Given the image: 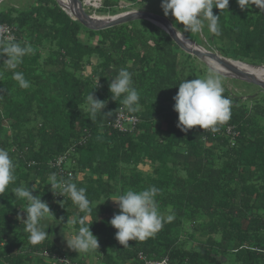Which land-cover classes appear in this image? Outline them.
<instances>
[{
	"label": "trees",
	"instance_id": "1",
	"mask_svg": "<svg viewBox=\"0 0 264 264\" xmlns=\"http://www.w3.org/2000/svg\"><path fill=\"white\" fill-rule=\"evenodd\" d=\"M121 1L138 0H102L101 12L128 10ZM5 3L0 24L13 28L12 41L30 44L33 51L15 70L3 63L6 54L0 56V148L16 165V180L0 195V264H144L140 253L167 264H264V97L224 86L233 105L230 120L215 132L199 126L181 131L173 97L179 82L202 75L193 59L203 62L164 29L137 19L95 30L57 0H30L24 7ZM213 13L220 15L222 34L206 33L208 44L220 42L217 49L224 48L226 56L231 49L235 57L264 64V10H242L229 0V10L214 7ZM122 67L133 73L140 93L136 112L128 111L122 97L111 98L109 84ZM13 71L22 72L30 87L20 88ZM91 91L106 101L102 111L111 116L83 111ZM119 113L136 117L131 132L113 127ZM226 125L239 131L234 145ZM62 156L66 160L57 166ZM53 173L86 188L90 214L67 194L51 191ZM35 184L33 195L48 203L63 229L75 235L82 219L92 222L98 249L69 251L50 236L30 244L21 222L28 202L11 192ZM150 186L161 190L156 200L166 222L153 237L123 247L109 223L120 211L111 198Z\"/></svg>",
	"mask_w": 264,
	"mask_h": 264
},
{
	"label": "clouds",
	"instance_id": "2",
	"mask_svg": "<svg viewBox=\"0 0 264 264\" xmlns=\"http://www.w3.org/2000/svg\"><path fill=\"white\" fill-rule=\"evenodd\" d=\"M242 10L255 5L259 10H264V0H237ZM222 12L229 10V0H161L163 14L175 18L177 24H182L184 33H201L205 28L213 37L222 34L220 25V15L213 13V8ZM95 10L96 8L92 7ZM183 33L175 32V37L179 38ZM5 36L0 32V56L6 54L7 59L3 61L10 70H15L22 62L23 58L32 53L30 44L11 41L4 43ZM133 73L128 67L120 68L115 78L109 84L111 98L117 101L122 97V104L129 112L139 110L140 93L134 87ZM12 78L23 89L30 87V82L24 74L13 71ZM98 84V80L96 86ZM95 86V87H96ZM178 92L173 97L174 110L178 112L177 127L181 131L187 132L193 126H199L204 130L215 132L218 125L225 124L231 118L232 100L224 95L222 77L215 67L210 66L203 77L187 80L186 78L178 83ZM94 87V88H95ZM87 111L96 116L104 114L111 116L112 112L102 111L106 106V101L96 98L92 91L86 97ZM15 163L10 152L5 148H0V195L6 193L9 185L16 180ZM51 191L54 194H65L71 199L79 211L90 214L92 211L91 201L86 195V188L77 187L76 183L58 179L55 173L49 177ZM36 184L31 188L20 186L12 190L16 199L26 200L28 203L22 207L26 211V219L21 222L25 226V231L29 234L30 244L39 245L48 238L46 229L50 224L47 220L55 219L48 203L38 195H33ZM59 190V191H57ZM160 189L150 186L140 191L128 190L118 198H111L117 202L120 209L118 214H114L109 223L117 229L115 238L123 247L129 246L130 240L143 241L153 237L163 227L166 222L161 215L156 197ZM102 203V202H101ZM97 206V205H96ZM19 218V217H18ZM173 219L172 215L167 217V222ZM81 227L71 238L65 236L69 248L80 252H89L99 248L98 239L90 230V224L80 221ZM88 264V263H87Z\"/></svg>",
	"mask_w": 264,
	"mask_h": 264
},
{
	"label": "water",
	"instance_id": "3",
	"mask_svg": "<svg viewBox=\"0 0 264 264\" xmlns=\"http://www.w3.org/2000/svg\"><path fill=\"white\" fill-rule=\"evenodd\" d=\"M1 1V0H0ZM58 1V0H57ZM71 7L66 9L64 4L60 1L58 3L64 7L66 12L74 16L75 19L79 20L84 26L90 29H104L108 27H112L121 23L134 21L137 19H147L158 25L162 29H164L174 40V42L185 52L190 55L195 56L202 62H204L208 67L212 66L211 60L219 64L222 68L215 67L221 75L227 76L232 79H239L245 81L247 83L254 84L260 87L264 91V78H258L254 73L248 72L242 68H240L236 63L247 64L240 60H235L230 57H226L217 51L207 49L196 42L189 39L184 34L176 38L175 32L182 33L177 30L172 21L158 13L149 12V11H141V10H129L121 13H117L109 16H98L96 14H91L87 12V3L84 0H69ZM256 66L258 68H264V65H251Z\"/></svg>",
	"mask_w": 264,
	"mask_h": 264
},
{
	"label": "rangeland",
	"instance_id": "4",
	"mask_svg": "<svg viewBox=\"0 0 264 264\" xmlns=\"http://www.w3.org/2000/svg\"><path fill=\"white\" fill-rule=\"evenodd\" d=\"M2 1H4V0H1L0 1V3L2 2ZM27 2L29 3L30 2V0H6V3H5V7H8V6H15V7H24V6H26L27 5ZM101 4H102V1H101ZM124 6H126L125 8L126 9H128V10H124V11H129V10H141V11H149V12H154V13H158V14H162V15H164L163 14V10H162V8H161V0H146V1H140V0H138V1H136V2H133V3H127V2H124V1H121V7H124ZM128 6H130V7H128ZM66 9H68L66 6H64ZM63 7V8H64ZM91 7H92V5H87V11L89 10V12L92 14H96V15H98V16H109V15H114V14H110V13H103V12H101L102 11V5H100V6H95V8L96 9H98L97 11L95 10L94 11V9L92 8L91 9ZM3 8V7H2ZM69 10V9H68ZM124 11H121V12H124ZM120 11L118 12V13H121ZM117 14V13H116ZM165 16V15H164ZM167 17H169L171 20H173L172 21V23H173V26L177 29V30H181L180 32H182L183 34H184V30H183V25L182 24H177L176 23V21H175V19L174 18H172L170 15L169 16H167ZM204 31V32H203ZM201 33H198V34H193V33H187V34H189L188 36L190 37H188L189 39H191L192 41H194V42H196L197 44H199V45H201V46H203V47H205V48H207V49H210V50H214V51H217L216 50V47H219V46H223L222 45V43H220V42H216V44L215 43H213V44H208V42H207V38H208V40H210L209 39V36L207 35V34H209L208 32H207V30H206V28L203 30ZM207 33V34H206ZM206 36V37H205ZM212 47V48H211ZM221 50H220V52H222V54L225 56L226 55V52L222 49V48H220ZM227 49H230V47H227ZM230 52H232L231 51V49H230ZM228 53V55L227 56H232V57H234V58H236V59H238V60H242V61H244L245 60V62L246 63H248V64H251V65H264V64H261V63H254V62H250V59H243L241 56H237V57H235V55L233 54V53ZM186 58V57H185ZM188 58V57H187ZM189 60H187V62H188ZM201 61V60H200ZM193 62H194V64L197 66H199V68H202V69H200V71H201V73H202V75H200V76H195V78L196 77H203L204 75H205V73L207 72V70H208V67H206L203 63L200 65L199 63H198V61L197 60H195V59H193ZM189 63H190V61H189ZM198 68V69H199ZM87 70H88V72H90V67L88 66V68H87ZM221 75V74H220ZM221 77H222V82H223V86H227V87H229V88H231V90L232 91H234V92H236L237 94L238 93H244L243 92V90L244 91H246L247 93L248 92H250V93H252V92H256V93H258L260 96H262V97H264V91L263 90H259V87L258 86H256V85H254V84H251V83H247V82H243L242 80H239V79H232V78H229V77H227V76H224V75H221ZM194 78V79H195ZM145 169H148V167L147 166H145L144 167ZM112 203L114 204V205H118L117 204V202H115V201H113L112 200ZM45 223H47V224H50V226H52L55 222L53 221V219H51V220H47V221H45ZM57 226H59L61 229H63L59 224H57ZM52 229V228H51ZM65 233H69V231H67V230H63ZM66 237H68V235H66ZM91 262V264H94V261L93 260H90ZM85 264H87V263H85ZM89 264V263H88ZM100 264V263H99Z\"/></svg>",
	"mask_w": 264,
	"mask_h": 264
},
{
	"label": "built area",
	"instance_id": "5",
	"mask_svg": "<svg viewBox=\"0 0 264 264\" xmlns=\"http://www.w3.org/2000/svg\"><path fill=\"white\" fill-rule=\"evenodd\" d=\"M84 1L87 3V5H92V7L95 8V6L101 5L102 0H84ZM0 32H3L5 36V40L8 41L14 40V32L11 26L7 24H0ZM136 121H137L136 117H131L124 113H119L116 122H114L113 124V127L121 132H131L135 128ZM224 128H225L224 129L225 134L231 137V144L234 145L236 138L239 136V131L231 125H226ZM66 156L59 157L55 164L57 166H60L66 160ZM68 176L71 177L72 173L69 172ZM139 256L140 259H142V261L144 262V264H167L166 259L164 260L150 259L147 258L143 253H140ZM60 260L66 261L65 258H61Z\"/></svg>",
	"mask_w": 264,
	"mask_h": 264
},
{
	"label": "crops",
	"instance_id": "6",
	"mask_svg": "<svg viewBox=\"0 0 264 264\" xmlns=\"http://www.w3.org/2000/svg\"><path fill=\"white\" fill-rule=\"evenodd\" d=\"M212 48V47H211ZM216 50L218 53L222 54V52H220L217 47ZM223 55V54H222ZM226 56V55H225ZM226 57H230L232 59H234V57L232 56H226ZM238 60V59H235ZM241 61V60H240ZM244 62V61H242ZM246 63V62H245ZM52 228V229H51ZM64 229H61L59 226H57V223L55 222L52 226H49L46 231L49 233L48 236H50L58 245L62 246L64 249L69 250V251H76L74 249H71L68 247L67 245V241L65 236L68 235V238H71L73 235L71 234V232L69 231V233H65L63 231ZM90 264V260L88 262Z\"/></svg>",
	"mask_w": 264,
	"mask_h": 264
},
{
	"label": "bare ground",
	"instance_id": "7",
	"mask_svg": "<svg viewBox=\"0 0 264 264\" xmlns=\"http://www.w3.org/2000/svg\"><path fill=\"white\" fill-rule=\"evenodd\" d=\"M60 1L62 4H64V6H66L68 9L71 7L70 1L69 0H58ZM212 63L213 66L217 67V68H222L219 64H217L214 61H210ZM240 68L254 73L258 78H264V68H258L256 66H251V65H247V64H241V63H236Z\"/></svg>",
	"mask_w": 264,
	"mask_h": 264
}]
</instances>
